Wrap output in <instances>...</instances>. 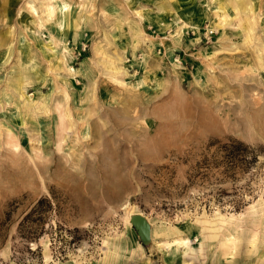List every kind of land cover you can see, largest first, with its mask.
I'll list each match as a JSON object with an SVG mask.
<instances>
[{"label":"rangeland","instance_id":"374dc122","mask_svg":"<svg viewBox=\"0 0 264 264\" xmlns=\"http://www.w3.org/2000/svg\"><path fill=\"white\" fill-rule=\"evenodd\" d=\"M54 1L0 0V264H264V0Z\"/></svg>","mask_w":264,"mask_h":264},{"label":"trees","instance_id":"16d2710c","mask_svg":"<svg viewBox=\"0 0 264 264\" xmlns=\"http://www.w3.org/2000/svg\"><path fill=\"white\" fill-rule=\"evenodd\" d=\"M211 146H213V159L208 161L204 158L201 164L205 165V168L209 164L213 165V169H217L225 178L232 179L235 171L243 172L256 163L257 152L239 141L231 139L224 143L214 141L207 145L208 148ZM50 207L49 200L45 198L37 200L18 223L17 237L23 240L32 239L37 226L39 227L44 220L45 209Z\"/></svg>","mask_w":264,"mask_h":264},{"label":"crops","instance_id":"0c3cea01","mask_svg":"<svg viewBox=\"0 0 264 264\" xmlns=\"http://www.w3.org/2000/svg\"><path fill=\"white\" fill-rule=\"evenodd\" d=\"M53 5L54 7L52 8L50 7L52 9L53 17L55 19L54 23L52 24V27L55 31L59 32V34L61 35L62 32L64 33L65 26L67 25V14H68L69 8L66 3L60 2L59 0H55L53 2ZM59 9H61L62 11L60 12ZM40 27L42 26L39 25V28Z\"/></svg>","mask_w":264,"mask_h":264},{"label":"water","instance_id":"95a60500","mask_svg":"<svg viewBox=\"0 0 264 264\" xmlns=\"http://www.w3.org/2000/svg\"><path fill=\"white\" fill-rule=\"evenodd\" d=\"M136 234L138 235L140 241L145 243L148 241V226L147 223L139 216H132L130 219Z\"/></svg>","mask_w":264,"mask_h":264},{"label":"bare ground","instance_id":"6f19581e","mask_svg":"<svg viewBox=\"0 0 264 264\" xmlns=\"http://www.w3.org/2000/svg\"><path fill=\"white\" fill-rule=\"evenodd\" d=\"M52 7H54V6H52ZM52 7H51V8H52ZM49 9H50V8H49ZM59 10H60V12L62 11L61 9H59ZM59 10H58V11H59ZM57 13H58V12H57ZM52 14H53V13H52ZM61 15H62V14H61ZM182 243H183V242H182ZM183 244H184V243H183Z\"/></svg>","mask_w":264,"mask_h":264},{"label":"built area","instance_id":"2783aa9c","mask_svg":"<svg viewBox=\"0 0 264 264\" xmlns=\"http://www.w3.org/2000/svg\"><path fill=\"white\" fill-rule=\"evenodd\" d=\"M210 34H211V33H210ZM210 34H209V35H210Z\"/></svg>","mask_w":264,"mask_h":264}]
</instances>
